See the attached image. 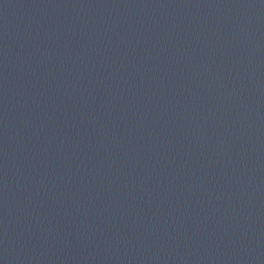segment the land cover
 Wrapping results in <instances>:
<instances>
[{
	"label": "water",
	"instance_id": "obj_1",
	"mask_svg": "<svg viewBox=\"0 0 264 264\" xmlns=\"http://www.w3.org/2000/svg\"><path fill=\"white\" fill-rule=\"evenodd\" d=\"M0 264H264V0H0Z\"/></svg>",
	"mask_w": 264,
	"mask_h": 264
}]
</instances>
